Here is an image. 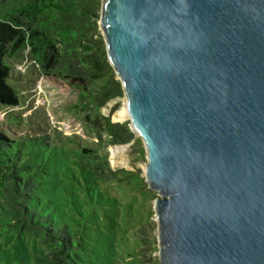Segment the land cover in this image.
Here are the masks:
<instances>
[{
	"label": "water",
	"instance_id": "1",
	"mask_svg": "<svg viewBox=\"0 0 264 264\" xmlns=\"http://www.w3.org/2000/svg\"><path fill=\"white\" fill-rule=\"evenodd\" d=\"M159 264H264V0H101Z\"/></svg>",
	"mask_w": 264,
	"mask_h": 264
},
{
	"label": "rangeland",
	"instance_id": "2",
	"mask_svg": "<svg viewBox=\"0 0 264 264\" xmlns=\"http://www.w3.org/2000/svg\"><path fill=\"white\" fill-rule=\"evenodd\" d=\"M12 78L21 104L10 110L0 107V126L9 138L49 134L68 142V149L98 148L116 171L107 181L87 182L70 152L65 158L70 168L62 164L48 176L53 184L43 196L49 197L45 208L77 233L84 246L78 248V264H159L154 209L158 193L145 180L140 145L123 112L124 94L94 106L71 78L45 75L29 60L13 64ZM106 118L126 126L133 138L111 140ZM8 223L0 215V264H33L49 251L39 235L10 229Z\"/></svg>",
	"mask_w": 264,
	"mask_h": 264
},
{
	"label": "trees",
	"instance_id": "3",
	"mask_svg": "<svg viewBox=\"0 0 264 264\" xmlns=\"http://www.w3.org/2000/svg\"><path fill=\"white\" fill-rule=\"evenodd\" d=\"M100 10L101 0H0V107L10 110L21 104L12 71L14 63L27 60L45 75L71 78L94 106L122 96L99 30ZM105 132L113 141L133 138L126 126L108 118ZM54 139L49 134L12 139L0 126V215L10 229L39 235L48 246L33 264H78V248L84 246L77 233L45 208L49 197L43 196L53 184L48 176L62 164L69 167L65 158L70 152L87 182L107 181L116 171L101 149H68V142Z\"/></svg>",
	"mask_w": 264,
	"mask_h": 264
},
{
	"label": "bare ground",
	"instance_id": "4",
	"mask_svg": "<svg viewBox=\"0 0 264 264\" xmlns=\"http://www.w3.org/2000/svg\"><path fill=\"white\" fill-rule=\"evenodd\" d=\"M123 112H124L125 116L127 117L128 113H127L126 107L124 108Z\"/></svg>",
	"mask_w": 264,
	"mask_h": 264
}]
</instances>
